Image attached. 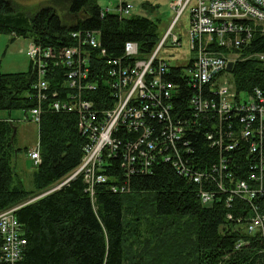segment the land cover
Returning a JSON list of instances; mask_svg holds the SVG:
<instances>
[{
	"label": "trees",
	"instance_id": "trees-1",
	"mask_svg": "<svg viewBox=\"0 0 264 264\" xmlns=\"http://www.w3.org/2000/svg\"><path fill=\"white\" fill-rule=\"evenodd\" d=\"M12 1L0 0V34L63 48L75 45L74 32H97L105 50L104 57L98 50L91 53V68L96 66L98 75L107 60L122 56L126 42L137 44V59H146L163 36L158 22L140 14L120 17L106 12L101 17L97 0H67L70 21H64L50 3L36 6L28 16L14 10ZM229 52L240 56L229 72L235 91L264 88V60L255 57L264 55V28L248 44ZM171 69L170 79L179 86L173 112H186L192 91L177 77L179 68ZM61 78L60 69L50 75L51 90H57ZM34 82L31 66L25 73H0V113L27 114L36 108ZM48 105V101L40 105L41 162L33 168L31 190L24 188L13 166L20 152L9 125L14 122L0 116V212L20 206L15 217L27 241L22 264H264V240L246 234L243 226L248 206L235 199L227 208L221 196L203 205L198 187L162 161L153 164L149 174L128 177L120 157L103 158L98 173L105 182L94 186L92 196L80 173L29 202L73 175L86 145L76 117L56 113ZM208 128L204 124L188 135L193 162L202 165L216 161L204 136ZM260 208L264 212V201ZM229 213L232 220L227 219Z\"/></svg>",
	"mask_w": 264,
	"mask_h": 264
},
{
	"label": "built area",
	"instance_id": "built-area-1",
	"mask_svg": "<svg viewBox=\"0 0 264 264\" xmlns=\"http://www.w3.org/2000/svg\"><path fill=\"white\" fill-rule=\"evenodd\" d=\"M170 9L173 19L148 58L137 59V44L126 42L122 56L107 60L99 75L96 66L91 68L92 51L105 56L97 32H74L75 45L63 48L31 41L27 56L35 74L37 107L28 112L29 119L38 126L40 105L47 101L52 111L76 117L86 139L84 155L78 170L61 184L81 173L92 196L94 186L105 182L98 173L103 158L120 157L128 177L149 174L152 165L162 161L198 187L203 205L219 196L227 208L235 199L244 202L249 208L243 223L246 234L264 240V88L237 93L226 69L228 62L240 60L229 50L242 48L264 28V0H170ZM185 11L193 57L185 67L171 68H179L177 77L192 93L186 112H173L179 86L158 55L167 41L180 47L174 29ZM133 12L120 2L113 13L129 17ZM255 57L264 60V55ZM59 69L61 81L51 90L50 75ZM204 124L209 126L205 139L216 154V161L206 165L193 162L196 157L187 145L188 135ZM27 157L33 167L40 164L39 143ZM19 208L0 212V264H22L27 241L15 217ZM227 219L232 220V214Z\"/></svg>",
	"mask_w": 264,
	"mask_h": 264
},
{
	"label": "rangeland",
	"instance_id": "rangeland-1",
	"mask_svg": "<svg viewBox=\"0 0 264 264\" xmlns=\"http://www.w3.org/2000/svg\"><path fill=\"white\" fill-rule=\"evenodd\" d=\"M44 2L53 5L64 21H70L67 0H13L11 4L14 10L30 16L35 7L44 4ZM120 2L132 6L134 14H140L158 22L161 35L165 33L174 16L170 9V0H97L100 9L102 11L109 10L110 13L117 9ZM188 22L189 14L188 11H185L174 29V33L181 37L180 47L173 48L170 41H167L158 55V59L166 62L170 68L174 66L185 67L193 57L188 44ZM30 42L28 38L0 34V73H25L29 70L31 64L27 50ZM183 70L185 73L187 72L186 68ZM241 96L245 97L244 94ZM0 116L10 118L14 122L16 129L14 147L20 149V152L13 166L24 188L31 190L33 188L32 172L34 167L32 161L28 159L27 153L34 149L38 143V126L30 121L28 113L26 114L21 110L1 112ZM34 200L36 199L34 198L29 202Z\"/></svg>",
	"mask_w": 264,
	"mask_h": 264
},
{
	"label": "water",
	"instance_id": "water-1",
	"mask_svg": "<svg viewBox=\"0 0 264 264\" xmlns=\"http://www.w3.org/2000/svg\"><path fill=\"white\" fill-rule=\"evenodd\" d=\"M232 68H233V63L232 62H228V64H227V71L228 72H230L231 70H232ZM9 125L12 127V130H13V133H12V139L15 137V131H16V129H15V126H13V124L10 122L9 123ZM69 181V180H68ZM64 184H61V185H59V186H57L56 188H54V189H52V190H50V191H48L47 193H45V194H42L41 196H39V197H37V198H35V199H38V198H40V197H42V196H44V195H46V194H48V193H50V192H52V191H54V190H56V189H59L60 187H62Z\"/></svg>",
	"mask_w": 264,
	"mask_h": 264
}]
</instances>
